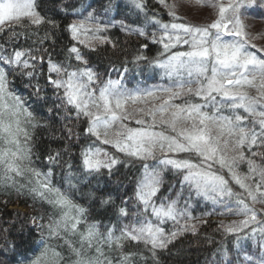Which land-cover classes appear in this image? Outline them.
<instances>
[{"label":"snow or ice","instance_id":"obj_1","mask_svg":"<svg viewBox=\"0 0 264 264\" xmlns=\"http://www.w3.org/2000/svg\"><path fill=\"white\" fill-rule=\"evenodd\" d=\"M200 2L197 0V3ZM204 2L219 9L218 18L211 24L164 23L157 20L155 15L151 17V22L158 25L162 33L158 42L163 44L164 52L180 44L188 46L187 51L171 52L165 61H156L169 77L170 86L132 90L121 79L101 82L90 67L70 70L72 54H75L77 61L83 60L75 46L69 49L64 63H53L49 58L48 80L55 89L64 90L61 98L63 106H71L76 113L75 118H87L85 131L96 137V141L81 153L86 172L91 174L107 169L111 174L113 165L119 162L96 146L102 136L104 145L111 144L120 153L140 162L139 174L134 180L135 207L138 211L129 215L127 208L119 209L120 216L130 220L119 228V235H116L115 226H108L106 232L101 233L98 222L89 223L84 219L86 209L51 185V170L41 173L22 166L24 161L31 163V150L21 147L20 136L23 135L25 140L29 138L27 130L21 125L22 122L31 124L34 117L26 107L25 100L8 90V70L30 69L18 74L33 78L35 64L30 60L36 61L38 58L31 55V49L14 51L10 58L0 56L3 64L0 66V145H5L0 147V168L4 172L0 180L13 181V174L23 176L25 172L35 177L36 186L30 191L62 210L59 219L46 225L50 236L59 237L61 232L79 236L80 247L65 241L75 257L71 264H112L103 251L104 245L121 251L119 264H136L142 258V253L123 252L124 241L143 244L155 258L157 249L165 248L178 234L166 233L162 225L167 220L192 219L187 201L183 208L179 206V199H165L158 205L153 201L163 183V172L169 167L182 174V185L194 190L196 195L214 204H223L231 214L245 216L246 219L241 222L243 225L257 221L258 215H264V209L253 207L257 202L264 203V166L245 156L247 150L250 157H264V153L251 151L253 146L264 147V49L259 50V55L252 50L255 45L248 39L240 19V10L249 5L242 0H231L227 5L219 2L212 4V0ZM158 3L167 8L174 19H181L174 11V4H168L166 0H158ZM254 3L255 0H252L253 6ZM136 6L143 8L142 0H136ZM75 14L79 16L82 13L77 9ZM24 20L31 26L44 23L57 26L55 21L46 20L40 15L35 0H0V25L15 22L23 27ZM96 20L97 17L89 11L84 19L72 22L67 27L73 38H77L81 32L91 31L94 38L103 43L107 38L96 34L106 31L108 25L97 22L91 29L85 27V21ZM135 32L141 36L147 35L141 28L135 29ZM152 38L157 39L155 33ZM142 47L147 48L148 45ZM141 59L147 60V57H136V60ZM84 63L87 65V61ZM51 74L57 78L53 79ZM93 84L97 87L93 88ZM32 87L35 88V95L39 96V85ZM245 87L255 88L257 95L252 96L242 90ZM157 91L167 93L164 103L146 113L144 108L132 112L128 110L129 103L144 102L146 98L155 96ZM177 100L181 102L176 103ZM136 114H144L145 118L135 119ZM130 120H134L137 127L124 123ZM68 132L71 135V129ZM110 132L114 139L107 138ZM158 151L172 155L158 159ZM230 151L237 154L229 155ZM59 155L57 152L48 159L55 163ZM241 161H246L248 166V174L244 176L236 171ZM250 179H255L254 185L247 183ZM232 181L243 192L234 191ZM68 186L70 190L78 187L72 183L71 177ZM110 201L111 197H108L102 199L101 203L108 204ZM37 227L43 228L45 225ZM227 231L237 230L229 227ZM256 231L251 230V237H255ZM259 231L264 234V227ZM92 250L95 255H90ZM65 259L60 251L45 244L44 250L32 264H41V260L45 264H64Z\"/></svg>","mask_w":264,"mask_h":264},{"label":"trees","instance_id":"obj_2","mask_svg":"<svg viewBox=\"0 0 264 264\" xmlns=\"http://www.w3.org/2000/svg\"><path fill=\"white\" fill-rule=\"evenodd\" d=\"M169 1L171 0H166V3L170 4ZM242 2L249 5L241 9L244 13L264 19V0H255L254 6L252 0ZM142 3L143 8L136 6V0H36L37 11L46 20L55 21L56 27L48 23L31 26L27 20L22 22L23 27L15 22L0 25V56L10 58L14 51L31 49V55L38 58L36 61L30 60V63L35 64L33 78L18 74L30 69L8 70V90L25 100L26 107L34 117L35 126L27 130L29 138L25 140L24 137V147L31 150V163L27 161L24 167L41 173L51 170V185L86 209L84 219L89 223L98 222L101 233L106 232L108 226H115L116 235H119V228L130 222L120 216V208H127L129 215L138 211L135 207L137 201L134 180L139 174L140 162L120 153L111 144L104 145L100 139L96 146L103 148L119 162L113 165L111 174L107 169H101L98 173L86 172L81 153L96 141V137L85 131L88 127L87 118L81 116L77 119L71 106H63L61 98L64 90L55 89L49 82L48 61L50 58L53 63H64L69 49L75 46L83 60L77 61L75 54H72L70 70L90 67L98 74L101 82L121 79L129 89L137 85L144 89L146 84L169 83L168 77L156 63L163 61L168 53L164 52L163 44L158 42L159 35L150 17L155 15L157 20L164 23L174 21V18L158 0H142ZM77 9L82 13L79 16L75 14ZM89 11L97 17L96 21H85L90 29L97 22L108 25L106 31L96 34L107 38L103 43L92 35L88 42L81 44L78 37H72L67 27L72 22L84 19ZM137 28L144 29L147 35L136 34ZM153 33L156 40L152 38ZM144 44L148 47H142ZM138 56L147 57V60H136ZM84 61H87V65ZM0 66H3L2 62ZM51 75L53 79L57 78L54 74ZM33 85H39V96L35 95ZM92 87L97 85L93 84ZM48 109L52 111L49 112ZM68 129H71V135ZM57 152L60 153L59 158L51 163L48 157ZM255 152L264 153V147L257 148ZM161 157L162 155L157 156L158 159ZM254 158L257 165L264 166V157L258 155ZM24 174L30 175L31 183L27 178L6 182L0 180V264H32L44 250L45 244L65 256L64 264H71L75 257L65 241L80 247L79 236L64 232L59 237L50 236L46 225L59 219L62 210L48 203L47 199L33 194L30 189L36 186L35 177L29 172ZM3 175V169L0 168V177ZM69 177L72 178V183L78 185L74 190L69 189ZM108 197H111L110 203L102 204L101 200ZM165 199H179L181 208L187 201L192 219L167 220L162 225L166 233L178 234L165 248L157 249L155 258L143 244L124 241L123 252L142 253V258L136 264L264 262V235L253 240L247 237L245 234L251 226L241 230L240 221L227 212L223 204L218 206L201 200L194 190L182 185V174L171 167L163 172V183L153 201L158 205ZM16 203L29 206L31 211L13 207ZM40 224L45 227H37ZM229 227L237 231L228 232ZM103 251L112 260V264H119L120 250L115 247L109 249L104 245ZM90 255H95L94 250Z\"/></svg>","mask_w":264,"mask_h":264},{"label":"rangeland","instance_id":"obj_3","mask_svg":"<svg viewBox=\"0 0 264 264\" xmlns=\"http://www.w3.org/2000/svg\"><path fill=\"white\" fill-rule=\"evenodd\" d=\"M169 2H170V4H174L175 5L174 11L177 13V16L183 18L182 20L181 19H174V21H171L169 23H185V22H189V23L197 24V25H207V24H211L213 21H215L218 18V11H219L218 7H213V6L205 3L204 0H201L200 3H197V0H171ZM218 2L219 3H223L224 5H227V4H229L231 2V0H212V4H216ZM35 3H36V0H35ZM240 19H241V21H242V23L244 25L246 33L248 34V39L250 40L252 45H255V48H253L252 50L257 51L258 55L261 54L259 52V50L260 49H264V19H258V18L249 16L246 13H244L242 10H240ZM5 23H9V22H5ZM154 26H155V28H156V30L158 32L159 37H160L162 35V33L159 30V26L156 25V24ZM85 27L90 29V26L87 25V24H85ZM229 27H230V29L232 28L231 25ZM92 35H94V34L91 31H88V32L79 33L77 37L79 38L80 41L83 40L84 42H88L92 38ZM87 36H89L90 38H87ZM165 42H167V41H165ZM187 50H188V46L187 45L180 44V45H177L175 48H172L167 53H168V55H170L171 52L187 51ZM166 59H167V57L163 61H165ZM163 72H164V70H163ZM168 79H169V77H168ZM138 82L140 83V81H138ZM170 83H171V81L169 79V83L167 82L165 84H159V85L152 84V83L151 84H146L144 89H153V88L159 89V88L170 86ZM137 88L141 89L140 85H139V87H138V85L134 86L132 88V90H135ZM242 90L247 91L252 96L257 95V91H256L255 88L245 87ZM166 99H167V93H164L162 91H157L155 96L146 98V101L138 102L136 104L129 103V105L127 107H128V110L130 112H132L134 109L144 108L145 109V113H146L149 109L153 108L154 106H157V105H160V104L164 103V101ZM93 111H95V109H93ZM241 114L243 115L244 113L241 112ZM140 118H145L144 114H136L135 119H140ZM165 118H167V116H165ZM159 119H160V116L158 114L157 115V120H159ZM22 120H23V118H22ZM33 123H34L33 120H32L31 124L22 122L21 126L24 127L26 130H28L33 125ZM124 123H127L129 125V127H137V125L135 124L134 120L125 121ZM113 131H115V128L113 129ZM107 138L108 139H114V136L112 135V132H110V134H109V136ZM224 138L227 139L226 136ZM19 139H20L21 147L25 148L24 147V136L21 135ZM101 139L103 140L104 137L102 136ZM4 146L5 145H1V147H4ZM12 147H13V150H15V147L14 146H12ZM230 147H231V145H230ZM255 150H257V147L253 146L251 151L255 152ZM235 154H237V153H233L231 151L229 152V155H235ZM159 155H162L161 158H164L165 155L171 156L172 154L161 153V152L158 151L157 152V156H159ZM245 156L255 160L254 157H250L249 151H247V150H245ZM181 157H173V158H181ZM101 158L103 159L104 157L102 156ZM25 164H27V161H24L22 166L24 167ZM236 171L241 176L247 175L248 174V166H247L246 161H241L240 164H239V167L236 169ZM23 176H26V177L16 176V177H14V180H16L17 178H19V179L20 178L21 179L22 178H27V181L30 182V180H31L30 175L24 174ZM231 183L233 185V190L234 191L243 192V189H241V188H239V186L235 185L234 181H232ZM247 183L254 185L255 179H250V180L247 181ZM196 196H198V195H196ZM198 197L201 200H203V201H208L210 203H213L211 200H206L203 196H198ZM216 205L219 206V205H221V203H216ZM13 207L19 208V209H22V210L31 211L29 206L19 205L18 203L14 204ZM253 207H255L257 210L264 209V203L257 202V203H255L253 205ZM233 217L240 221L239 228L241 230L243 228L251 226V229L245 235L247 237L251 238L252 240L255 239L259 235H264V234L260 233V231H259L260 228L264 227V223H262V222H264V215H258L257 216V221L249 222L246 226L241 223L242 221H244L246 219L245 216H243V215H234L233 214ZM252 229H256L257 230L256 231V235H255L254 238L251 237V235H250ZM41 264H45V262L43 260H41Z\"/></svg>","mask_w":264,"mask_h":264}]
</instances>
